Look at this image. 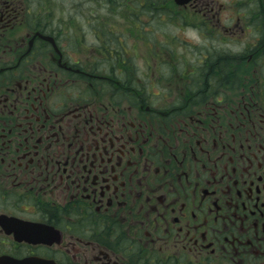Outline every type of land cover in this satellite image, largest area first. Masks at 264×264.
Segmentation results:
<instances>
[{
  "label": "flooded vegetation",
  "instance_id": "1",
  "mask_svg": "<svg viewBox=\"0 0 264 264\" xmlns=\"http://www.w3.org/2000/svg\"><path fill=\"white\" fill-rule=\"evenodd\" d=\"M30 1L0 0V155L16 150L21 157L2 164L10 187L0 191L19 199L13 208L0 201L3 264H264L263 68L254 99L245 100L254 84L229 83L244 95L228 108L214 96L210 74L218 65L209 58L212 67L201 63L176 74L174 83H182L176 95L193 101L164 100L170 87L154 104L143 93L141 105L132 102L142 115L105 127L95 109H87L85 120L70 111L74 96L61 95L56 108L43 103L44 93L54 92L48 83L27 90L20 66L56 83L66 73V82L96 73L64 62L70 58L34 21L37 3ZM167 2L160 8L169 9ZM251 2L253 9L225 22L234 3L190 0L173 7L184 23H204L242 43L235 63L259 65L260 58L264 66V0ZM185 13L199 19L190 22ZM251 33L257 35L253 49ZM40 48L51 51L49 66L33 59ZM240 66L227 70L238 73ZM32 94H39L36 104ZM86 103L87 97L80 107Z\"/></svg>",
  "mask_w": 264,
  "mask_h": 264
},
{
  "label": "rangeland",
  "instance_id": "2",
  "mask_svg": "<svg viewBox=\"0 0 264 264\" xmlns=\"http://www.w3.org/2000/svg\"><path fill=\"white\" fill-rule=\"evenodd\" d=\"M216 1L224 4L226 8L233 3L236 6V11L232 15L222 17L223 22L227 21L226 18H233L235 14H240L241 11L242 14L247 12V7L249 10L253 9L251 0ZM32 3L33 5L37 3V8L32 9L35 11L34 21L41 22L40 28L46 27V31L55 35L59 48L70 58L64 62L66 64L75 62L76 67L82 66L86 72L90 69L91 74L96 73L93 76H83L85 82L76 79L66 82L69 77L66 73L59 75L61 81L56 83L51 79H40L38 74L29 71L30 66H20L21 70L27 72L26 78L23 79L24 82H28L27 90L34 91L35 87L40 88L45 83L50 84L54 92L44 93L43 103L49 100L55 108L56 101H60L61 95L74 96L76 99L72 97L67 105L69 108H74L70 111L75 115L80 114V119L85 120L88 116H84L87 109H95L99 117H103L102 126L106 127L112 119L123 121L127 118L130 121L138 114L137 112L142 115L138 107L134 105V103L141 105L140 100H143L141 94L145 93L144 100L154 104L161 101L160 97L167 87H170L172 92L164 100L171 99L172 96L176 97L177 102L193 101V97L186 98L182 92L181 95H176V89L181 88L182 83H174V81L181 72L187 74L189 70L201 63L203 66L212 67L214 61H210L209 58L217 59L214 64L218 66L222 62L220 67H213L210 75L215 88L219 90L215 91L216 93L213 92L214 96H217L218 101L225 103L228 108H234L236 101L244 95L242 90L230 89L229 83L234 78L241 86L244 83L246 87L260 83V69L264 70L260 58H257L260 61L259 65L252 60L246 61L242 58L235 63L234 57L237 56L235 52L242 51L243 44L232 43L224 36V39L217 36L211 31V27L207 28L204 23H197L198 29L196 23H184L182 11L173 7L176 5L173 0L170 8L166 10L160 6L168 3L167 0H32L31 6ZM186 16L190 22L199 19L196 15L189 13ZM246 37L252 49L255 48L257 35L251 33ZM43 50L38 49L33 59L37 57L43 66H49L47 62H50V58L47 53L51 51ZM40 52L44 54L41 55ZM233 63L236 66L241 65L238 73L227 70L230 67L233 68ZM178 65L182 68L180 69ZM176 67L180 70H176ZM34 69L38 70V68ZM127 83L134 84V90L125 89ZM249 89L252 92L249 91V96L245 95V100L254 99L255 84ZM114 94L117 98H113ZM37 95L39 96V94H32L30 102L32 100V103L36 104ZM85 97H87V105L80 107ZM156 97L159 100L154 101L153 98L157 99ZM40 101L42 102V98ZM129 105L136 108L135 113L131 114L130 110L128 111ZM76 106L78 108H75ZM155 106L165 108L164 105L155 104ZM62 113L60 112L59 115ZM38 115L37 113L36 116ZM17 152L10 150L7 154L0 155V167L4 171L0 172V189L5 192H9L7 190L10 186L7 183L9 180L1 176L5 174L2 164H10L11 158L15 157L17 160L14 163H19L21 157ZM15 171L20 172L18 169ZM12 174L15 173L12 172ZM1 200L9 208H13L19 201L16 194L6 196V193L0 191Z\"/></svg>",
  "mask_w": 264,
  "mask_h": 264
},
{
  "label": "water",
  "instance_id": "3",
  "mask_svg": "<svg viewBox=\"0 0 264 264\" xmlns=\"http://www.w3.org/2000/svg\"><path fill=\"white\" fill-rule=\"evenodd\" d=\"M177 3L181 4L183 2H185V0H175ZM3 263V262H0V264Z\"/></svg>",
  "mask_w": 264,
  "mask_h": 264
},
{
  "label": "bare ground",
  "instance_id": "4",
  "mask_svg": "<svg viewBox=\"0 0 264 264\" xmlns=\"http://www.w3.org/2000/svg\"><path fill=\"white\" fill-rule=\"evenodd\" d=\"M122 61H123V60H122ZM189 78H194V77L190 75V77H189Z\"/></svg>",
  "mask_w": 264,
  "mask_h": 264
},
{
  "label": "trees",
  "instance_id": "5",
  "mask_svg": "<svg viewBox=\"0 0 264 264\" xmlns=\"http://www.w3.org/2000/svg\"><path fill=\"white\" fill-rule=\"evenodd\" d=\"M152 9H155V8H152ZM159 10V9H158Z\"/></svg>",
  "mask_w": 264,
  "mask_h": 264
}]
</instances>
